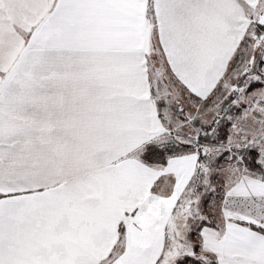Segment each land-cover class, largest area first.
Returning a JSON list of instances; mask_svg holds the SVG:
<instances>
[{
    "label": "snow or ice",
    "instance_id": "snow-or-ice-1",
    "mask_svg": "<svg viewBox=\"0 0 264 264\" xmlns=\"http://www.w3.org/2000/svg\"><path fill=\"white\" fill-rule=\"evenodd\" d=\"M0 264H264V0H0Z\"/></svg>",
    "mask_w": 264,
    "mask_h": 264
}]
</instances>
